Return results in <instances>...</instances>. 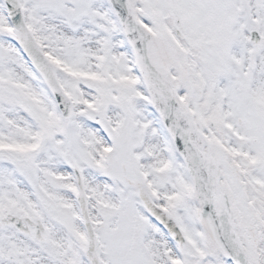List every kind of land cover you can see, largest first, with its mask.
Masks as SVG:
<instances>
[{"label":"snow or ice","instance_id":"6c2138e0","mask_svg":"<svg viewBox=\"0 0 264 264\" xmlns=\"http://www.w3.org/2000/svg\"><path fill=\"white\" fill-rule=\"evenodd\" d=\"M0 264H264V0H0Z\"/></svg>","mask_w":264,"mask_h":264}]
</instances>
